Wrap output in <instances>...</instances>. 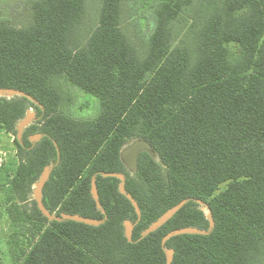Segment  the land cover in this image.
<instances>
[{"label": "trees", "instance_id": "16d2710c", "mask_svg": "<svg viewBox=\"0 0 264 264\" xmlns=\"http://www.w3.org/2000/svg\"><path fill=\"white\" fill-rule=\"evenodd\" d=\"M127 1L101 0L94 26L88 0H27L17 23L0 12V88L34 99L0 96L16 155L0 165L11 264H166L165 248L170 264H264V0H157L141 47L123 27ZM132 139L154 151L133 172L120 158ZM50 165L46 210L102 223L42 213L32 186ZM197 200L212 229L163 246L176 229L208 230Z\"/></svg>", "mask_w": 264, "mask_h": 264}, {"label": "rangeland", "instance_id": "374dc122", "mask_svg": "<svg viewBox=\"0 0 264 264\" xmlns=\"http://www.w3.org/2000/svg\"><path fill=\"white\" fill-rule=\"evenodd\" d=\"M156 4L157 0H131L123 3L122 5L121 19L124 25L123 27L126 29V33L131 37L138 47H141L145 44L153 29V7ZM100 5L101 0H88L87 2L86 20L87 24H90V26H94L98 20ZM27 6V0H0L1 14L16 23L22 22L26 19V17L19 16L18 14L23 13L27 15V12H29V10H27ZM28 115L35 117V110L32 108L29 109L25 117ZM34 139L36 138L34 137ZM15 156V151L12 146V135L0 133V165L5 162L16 161ZM37 183H34L32 186L33 198L34 192L38 187ZM4 206L5 204L0 194V261H2L4 264H11L6 243L8 234L10 232L9 220L5 217L6 213ZM204 210L206 211L205 208Z\"/></svg>", "mask_w": 264, "mask_h": 264}, {"label": "water", "instance_id": "95a60500", "mask_svg": "<svg viewBox=\"0 0 264 264\" xmlns=\"http://www.w3.org/2000/svg\"><path fill=\"white\" fill-rule=\"evenodd\" d=\"M14 95H20V96H27L30 99H32L29 95L25 94L23 91L20 90H16V89H12V88H0V96H7V97H11ZM34 100V99H32ZM36 102V101H35ZM36 117V116H35ZM35 117H32L31 115H28L26 117H24L18 124L17 131H18V138L21 137V133L23 132V129L30 124ZM41 135H35L31 137L32 141L38 140L40 138ZM34 137L36 139H34ZM143 151H146L150 154H154V151L151 147V145L144 139H134L131 142H129L128 144H125L121 150H120V158L123 162V164L126 166V168L133 172L136 167H137V163H138V157L139 154ZM52 165L47 166L44 171L42 172L39 180L36 182L38 187L36 188L35 192H34V199L36 200L39 209L42 211V213L47 216L50 220L52 219H57V220H62V219H72L75 221H80V222H84V223H88V224H93V225H98L100 223L103 222V220H96V219H91V218H86V217H82L79 216L77 214L74 215H69V214H62L61 217L55 216L54 214H50L46 208L44 207L43 203H42V188L43 185L45 183V181L47 180L49 173L51 171ZM105 176H115L117 178H119L121 180L120 182V191L123 194H126V196L131 200V202L133 203V205L136 208V212L138 214V218L140 217V210L139 207L137 206L136 201L129 195L126 193L125 188H124V180H125V176L122 173H104ZM92 195L95 198V200L98 202V195H97V191H96V186H95V178L92 179ZM188 201V199H183L181 200L179 203H177L175 206H173L172 208H170L169 210H167L160 218H158L156 221H154L143 233L142 235L147 234L150 231H153L155 229H157L158 227H160L163 223H165L169 218H171L186 202ZM198 203H200L202 206V210H204V208L206 209V211L204 210L206 216L208 217L209 221H210V226L208 228V230H201V229H197V228H191V227H187V228H181V229H176L174 231L169 232L168 234H166L163 238H162V245L164 246L165 242L172 236L174 235H178V234H182V233H188V232H192V233H208L212 227L214 226V221L212 219V215H211V211L209 209V207L201 200H197ZM99 207L100 204H98ZM204 206V207H203ZM125 228H126V236L128 238L129 241H131V231L133 228V224L129 221H125L124 223ZM165 252H166V256H167V262L166 264H170L171 260H172V250H169L167 248H165Z\"/></svg>", "mask_w": 264, "mask_h": 264}]
</instances>
